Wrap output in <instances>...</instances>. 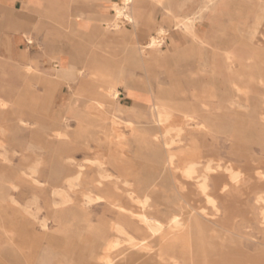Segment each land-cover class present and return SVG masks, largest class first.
Instances as JSON below:
<instances>
[{
  "label": "bare ground",
  "instance_id": "1",
  "mask_svg": "<svg viewBox=\"0 0 264 264\" xmlns=\"http://www.w3.org/2000/svg\"><path fill=\"white\" fill-rule=\"evenodd\" d=\"M78 1L87 2V0H57V3H51L42 0L39 3V12L44 13L51 8L50 14L64 26L67 25L65 22L67 18L77 13V10L72 9L71 3ZM142 1L120 0L112 8L109 6L110 0H103L99 3L106 4L104 7L106 13L101 12L100 15L112 17L111 22L103 24L104 27L88 24V30L84 27L80 28L79 33L60 32L43 38L46 46L50 45L56 49L48 54L50 60L57 63L55 65L57 68L53 67L52 72L39 71L31 63L34 59L27 55L23 57L25 63L15 71L17 77L28 86L40 85L43 92L39 93L41 96L40 101L37 100L39 102L29 99L32 102L26 103L22 100L25 91L10 99L12 89L8 84L1 86L0 116L3 115L4 120H0V146L6 142L12 145L10 151L5 149L3 162L10 164L13 157L21 153L25 157L22 165L27 172L36 174L42 169V174L46 170L50 177H57L65 184V190L57 191L59 204L62 207L58 208L56 205L57 209L52 217L54 222L60 224L62 234L66 238L59 245L65 256L61 260L62 264H172L179 258H183L185 260L183 263L186 264H264V257L261 255L246 262L234 259L235 254L233 256L226 254L225 246L232 240L228 234L230 231L210 221L208 223V219L204 217L206 213L203 205L204 202L216 208L220 195L230 187H237L246 178L264 182V167H261L258 159L257 161L253 159L245 149L240 152L238 149V155L244 156L247 161L246 166L243 164L245 167L241 165L243 168L229 161L223 164L215 153L209 151L210 147L202 140L201 127L208 132H215L221 127L222 118L217 113H213L214 110L205 116L200 125H197L198 128L200 127L199 130H194L189 138H184L181 128L183 119L172 110L151 102L153 98L150 85L153 74L152 63L162 58L172 82L182 83L186 89H198L207 85L209 97L216 98L219 102L226 101L228 109L241 110L242 114L236 113L237 116L227 131L236 138L237 145L246 144L250 136L254 135L255 141L264 151V91L255 94L252 87L253 83L264 86V69L254 63L251 52L238 41L237 49L228 48L222 59L223 65L231 75L233 74L232 79L227 82L226 89L220 91L213 82L198 83L195 73L191 69H186L188 62H184L180 56L181 48L175 47L174 52H171L168 46L162 48L169 34V29L161 23L163 18L161 17L160 21L153 14L152 9L144 14L136 13L139 8H144ZM163 4V0H155L154 9L160 10ZM107 10H111L112 14L107 13ZM80 11L83 15H94L93 12L84 14L83 10ZM137 14L144 15L143 24L147 27H152L156 23L153 35L143 37L133 29L128 30L125 27V24H131L136 28ZM193 19L190 16L183 17V20L189 23L187 33L193 32ZM174 26L180 28L177 17ZM75 39L78 40L76 44L73 43ZM95 39H98V50H92L88 56L82 58L80 55H65L63 52L62 42L82 54L88 46L82 43L83 40L92 42ZM25 41L32 43L31 38ZM102 47L113 48L115 53H104L100 50ZM127 51L131 52L132 59L127 58ZM235 62L239 65L237 69L233 67ZM128 69L143 71L145 77L139 79L134 73H128ZM184 70L187 72L183 74ZM84 73H89L94 84L99 86V92H103L109 99L108 102L68 98L62 102L57 115L73 118L74 130L71 131V126L64 121L59 126L51 128L45 116L52 108L55 92L62 85L72 89L80 77L85 79ZM182 75L185 83L181 79ZM121 80L131 97L146 99L148 104L140 103L134 109L126 107L116 109V101L121 95L118 87ZM27 94L31 92L28 91ZM118 113L126 115L128 120L118 117ZM148 122L152 124L153 130L145 128L144 123ZM32 129L38 130V135L33 139V144L25 146L17 133ZM156 130L159 136L156 135ZM89 135L93 136L95 148L88 147ZM89 138L91 140V137ZM35 148L44 149L46 156L38 157L33 151ZM78 153L89 156L78 163L75 157ZM135 160L141 161L142 164H138ZM89 169L93 170L90 178L87 179L89 190H81L80 195L73 197L71 192L80 189L79 185L86 179L85 173ZM16 176L19 178L21 174L16 173ZM12 181L11 178L1 181L0 187L7 190ZM123 194L131 200L135 199L140 205L141 213L138 218L144 223L140 227L142 230L140 242L145 246L152 243L155 245H152L155 248L145 253H139V249L137 252L133 251L134 237L128 232L127 226H129V216L135 213L116 199ZM99 200H105L115 208L118 215L115 224L94 227L75 207L76 204L90 205ZM257 201L260 205L259 216L263 225L264 196H259ZM162 203L173 205L175 208L162 214L158 211ZM27 205L29 207L30 204ZM13 208L14 217L21 216V210ZM24 208L26 207L22 210ZM6 214V210L0 208V215ZM186 216L191 219L188 223H184ZM15 221L11 220L9 223L13 225ZM45 221L42 220L39 224L42 228L47 225ZM133 230L139 231L138 227ZM112 232L118 235L117 238L111 235ZM91 239L95 240L97 245L90 251L85 244ZM212 254L218 255L222 262L210 259L209 255Z\"/></svg>",
  "mask_w": 264,
  "mask_h": 264
},
{
  "label": "rangeland",
  "instance_id": "2",
  "mask_svg": "<svg viewBox=\"0 0 264 264\" xmlns=\"http://www.w3.org/2000/svg\"><path fill=\"white\" fill-rule=\"evenodd\" d=\"M101 1L103 0H87V2L91 3ZM119 1L120 0H110L109 6L113 8L115 4ZM73 7L74 9H80L81 6L75 5ZM79 11L77 10V13H75V15L82 16L83 14L81 13V11ZM107 11L109 14H112L111 10ZM93 13L94 15L92 16L84 15L80 19L81 22H85V16L87 19H92V17H95V15H100V13L98 14L94 11ZM202 20L203 19H201L200 21L202 22ZM192 21L194 24L196 23L195 19H193ZM155 26L156 23L152 25L153 29L155 28ZM125 27L129 29L131 28L129 24H125ZM192 27L193 29L195 28L194 26ZM84 28L88 30V25H84ZM179 30L180 28L177 29V31ZM171 32H175V30H171L169 33ZM238 34L241 35L242 33ZM253 35H255L256 37L246 40L235 39V43L240 40L239 42L244 47H246L249 52H251L254 63L259 67H263L264 69V34L254 33ZM31 37L32 43H27L26 41H23L20 46L17 47L18 51H25L27 57H31L32 59H34L31 60V63L39 71L52 72L53 67L57 68L55 66L57 63L54 62L52 59L50 60L48 54L50 51H54L56 49L50 45L46 46V43L43 40V33H34L33 35H31ZM226 41L227 39L225 38L219 40V47L224 45L219 49L212 51V49L208 46V48L202 49L203 52H200V55H198V57L194 59L192 64L186 66V69H191V71L195 73V77L198 83L213 82L216 88L220 91L226 89L227 82L233 77V74L231 75L229 73L228 69L223 65L222 62L225 50L227 49ZM77 42V39L73 41L74 44H76ZM82 43L88 45L86 51H84L82 54L77 53L75 50L71 49L69 45L65 42H62L61 44L63 46V52L65 53V55H80L82 58L85 55L88 56V54L92 50H95L99 47L98 39H95L92 42H88V40H83ZM166 46L167 44L165 42L162 48L165 49ZM168 49L170 50L169 47ZM100 50L104 53H115V50L113 48L102 47ZM44 51H47V54H45ZM170 51L174 52L175 46ZM16 52L17 50L14 49L13 54L15 56ZM240 53L243 54V52ZM131 55V52L127 51V58L130 57L132 59ZM11 62H13V59L9 58L7 54L2 51V48H0V88L5 84L9 85L10 89H12L10 99H13L14 96H17L18 93L25 91V94L22 96L23 102H32V100L29 99H34L35 102H39L41 99L39 93L43 92L41 86L38 84H32L31 86L26 85V83L19 79L15 73V71L19 67L17 65L12 64ZM151 67L153 73L152 78L154 77L153 79L151 78L153 98L151 102L153 104L156 103L155 105L163 106L169 109L170 111L172 110L173 113H177L178 115H176L183 119L181 128L182 133L185 136L184 138H189V136L191 135V133L194 132V130H199L200 127L198 128L197 125H200L204 121L205 116H208V114H210L214 110L213 113L215 112L219 116H221L222 121L225 124L222 123L221 127H219L215 132H208L206 129L201 127V130L203 132L202 140L210 147L209 151L215 153L217 159H220L221 163L223 164L225 161H229L235 164V166L237 165L239 167H245L247 162L246 158L244 156L238 155V149L239 152L240 150L245 149L250 153V156L253 159H258V162L261 167H264V151H262L261 146L255 141L254 135L250 136V140L246 144L237 145L236 138L231 136V134H229V132L227 131L229 130L228 128L231 126L237 114H242L241 110L237 111L228 109L226 101L219 102L216 98L214 99L211 96L209 97L210 94L207 85L198 89H186L182 83L172 82L167 75V68L163 64L162 58H159L157 59V61L153 62ZM233 67L237 69L239 67L238 63L235 62ZM127 71L128 73H134V75H136V77H138L139 79L145 77L143 71L131 69H128ZM186 72L187 70H184L183 74ZM84 76L85 79L80 77L81 79L79 78V80L76 81L72 89H69L66 85H62L55 92L56 94L54 102L52 104V108L48 111L45 116V119L47 120L51 128L59 126L60 123L64 121L65 123L71 126V131L74 130L75 120L73 118H64L57 115L58 110L62 105V102L64 100H68V98H73L76 100L84 98L98 100L103 103L108 102L109 99L103 92H99V86L94 84V80L89 75V73H84ZM181 79L183 83H185V78L183 77V75ZM252 87L255 94L264 91V86L262 85L253 83ZM81 89L83 90V92ZM28 91H30L31 94H27ZM119 91L121 95L120 98L116 101V109L131 106L132 99L128 97V95L131 96V94L127 92L123 80H121L120 82ZM34 94L37 95L34 96ZM141 101L142 104H147L145 99ZM169 102L173 103L170 104ZM119 115L123 120H128L126 115ZM187 116L190 118L187 119ZM0 120H4L3 115L0 116ZM144 126L148 130H153L152 124L149 122L144 123ZM37 131L38 130L36 129L20 131L17 133V135L19 136L22 144H24L25 146H29L34 143L32 141L38 135ZM156 135L159 136V132L157 130ZM89 137H91V140ZM92 138L93 136H88V147L95 148V141L92 140ZM101 147L103 148V146ZM5 149L6 151H10L12 149L11 143L6 142L3 143V146H0V182L10 178L13 179V181L11 182L10 188H8L7 190L0 187V208L5 209L7 213L5 216L0 215V264H60V261L64 259L65 256L64 253H62V251L59 249V245L63 243L66 238L62 234L60 224L54 222L52 217L57 209L56 205H58V208L62 207L59 204L60 198L57 194V191L65 190V184L59 181L57 177H50L46 170H44L42 174V169L38 170L36 174H31L27 172L25 166L22 165V162L24 161L25 157L21 153L16 154L10 164L3 162V156L6 153ZM33 151L38 157L46 156V151L44 149L42 150L41 148H35L33 149ZM87 156L89 155H85L83 153H78L75 155L78 163H81L83 161V158ZM259 160L263 163V165ZM135 162H137L138 164H142V162L139 160H135ZM6 169H8V171ZM18 169L21 170L19 171ZM92 171L93 170L91 169L86 171V179H84L80 183V189L71 192V195L73 197L80 195L82 193L81 190H89V185H87V179L90 178ZM16 173L21 174V177L18 178L16 176ZM263 184V181H256L251 180L250 178H246V180H243V183H239L237 187H230L227 189L228 191L226 190L223 195H220V198L217 201L216 208L211 207V205L203 202L206 213L204 217L208 219L207 222L209 223L210 221L215 225H218V227L229 229L230 232H228V234L230 235L232 240L230 241L229 245L225 246V251H227L226 254H231V256L235 254L233 256L234 259L242 261L244 260L248 262L249 260L256 258L260 255L264 257V224L262 225L260 221V205L257 201L259 196H264V186H260ZM121 198L123 200H121ZM116 199L119 203L123 204L131 212L135 213L133 215L134 217L129 216V226H127L128 232L134 237L133 241L135 245H133V251L137 252L139 249V253H145L146 251H149V249L155 248L152 247V245L155 246L154 243H152V245L150 244L149 246H145L142 245V243L140 242V234L142 232L140 227L142 226V224L144 225V223H142L141 220H139L138 218V215L141 213V209L137 201L135 199H129L125 194L117 197ZM4 200L6 201L4 202ZM27 203L30 204L29 207ZM107 204L108 203L105 200H99V202L90 205L76 204L75 207L82 212L86 221L91 222V224H93L92 226L97 227L102 224H115L118 221V215L115 212V208ZM19 206L26 207L23 209L24 212L22 210L23 207L20 208ZM13 207H16L17 209L21 210V216H17V218L14 217L15 214L13 213ZM174 208L175 207L173 205L162 203L158 207V211L164 214L167 212V210ZM212 210L215 211V213ZM151 211H154V209H151ZM11 220H16L13 225L9 223V221ZM42 220H46L45 222L47 223V225L45 228H42L39 225ZM112 220L113 222H110ZM190 220V217L186 216L184 219V223H188ZM135 221L138 222L134 223ZM137 227L139 231H134L133 228L137 229ZM111 235L114 238H117L118 236L117 234H115V232L114 234L112 232ZM51 236L54 237L52 238ZM85 245H87L91 251L94 250L97 245V242L91 239L88 240ZM228 249H230L231 251ZM253 253H255V255ZM209 257L210 259H213L215 261L217 260V262H222V260L218 258V255L212 254L209 255ZM184 261L185 260L183 258H179L178 260H175L172 264H186L183 263Z\"/></svg>",
  "mask_w": 264,
  "mask_h": 264
},
{
  "label": "crops",
  "instance_id": "3",
  "mask_svg": "<svg viewBox=\"0 0 264 264\" xmlns=\"http://www.w3.org/2000/svg\"><path fill=\"white\" fill-rule=\"evenodd\" d=\"M48 1L57 3V0ZM41 2L42 0H0V48L9 58L13 59L12 64H17L18 67L25 63L23 57L26 54H24L25 51H18L17 47L27 38L32 39L31 35L34 33H43V38L57 35L60 32L67 34L79 33L80 28H83L84 25L95 24L96 27H104L103 24L112 20L111 16L110 18L109 15L101 14L93 17L94 19H87L85 16V22L82 23L80 19L84 15L73 13L65 21L67 25L63 26L50 14L51 8L45 10L44 13L39 12V3ZM163 3L159 10L154 9L155 0H143L142 6L144 8H139L136 13L144 14L152 9L153 14L160 21L162 17V25L168 28L169 32L175 30L166 37L167 46L170 49L174 46L181 48L180 56L184 59V62H188V65L192 64L194 59L200 55V52H203L202 49L210 47L213 51L224 46L219 47L218 41L220 39H227V49L225 50L227 52L228 48L233 50L237 48L238 44L235 43V39L246 40L255 38L254 33L264 34V0H163ZM75 5L81 6L80 9H74L73 6ZM105 6L106 4L99 2L78 1L71 3L72 9L83 10L84 14L93 11L106 13ZM186 16L193 17L196 20L193 32L188 31L187 33L186 31L189 25L186 20H183V17ZM136 17V28L129 24L131 28L127 29H133L135 33H139L143 37L153 35V27H147L143 24L144 15L137 14ZM176 17L180 25L179 31L174 26ZM201 19H203L202 22ZM238 33L242 34L239 35ZM14 49L17 50L16 56L13 54ZM128 97L132 99V104L126 108L134 109L142 102V99L137 96L131 97L128 95ZM146 102L148 104V100ZM119 114L117 116L121 118Z\"/></svg>",
  "mask_w": 264,
  "mask_h": 264
}]
</instances>
